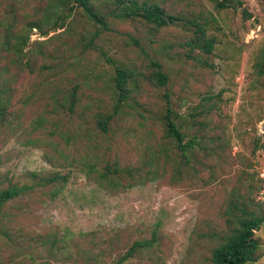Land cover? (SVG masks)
Here are the masks:
<instances>
[{
	"label": "rangeland",
	"instance_id": "374dc122",
	"mask_svg": "<svg viewBox=\"0 0 264 264\" xmlns=\"http://www.w3.org/2000/svg\"><path fill=\"white\" fill-rule=\"evenodd\" d=\"M149 1L207 21L213 51L191 49L183 23L109 15L112 0H94L108 29L73 0H0V192H17L0 201V264H212L233 197L263 217L264 264V0ZM67 14L46 37L33 27L25 55L6 48L28 23ZM150 59L166 85L149 78ZM117 66L130 73L122 101ZM167 104L202 137L189 159L164 136Z\"/></svg>",
	"mask_w": 264,
	"mask_h": 264
},
{
	"label": "trees",
	"instance_id": "16d2710c",
	"mask_svg": "<svg viewBox=\"0 0 264 264\" xmlns=\"http://www.w3.org/2000/svg\"><path fill=\"white\" fill-rule=\"evenodd\" d=\"M75 7H80L86 16L99 24L102 29H108V23L106 15L102 14L96 7L94 0H73ZM215 7L218 9L227 7H238L242 5V0H215ZM113 6L108 12L109 15H113L121 19H138L142 23L147 24L153 28H160L169 24L183 23L188 27V31L191 36L186 41L191 49H198L205 54H210L215 46V36L210 35L207 32V21L202 22L198 19L182 18L177 16L158 4L157 2H150L149 0H112ZM73 5H70L68 9L71 11ZM56 18L50 23L47 29L41 26V22L34 21L27 25L26 33L13 34L11 38L5 40L7 49H11L16 56L25 55V46L29 40V34L33 27L39 28V34L42 37L49 35L51 30H58L65 24V17ZM250 16V14H247ZM48 23L47 17L41 20ZM99 35L98 32L94 34V37ZM93 37V38H94ZM50 38V36H49ZM93 40V39H92ZM91 40V42H92ZM46 39L38 40L42 43ZM147 66L149 70V78L154 80L160 85H166L168 82V75L162 69V65L159 61L150 59ZM257 72L264 73V48L260 57L255 62ZM128 70L122 67L115 68L114 85L118 93L119 101H122L127 92L128 83ZM130 74V73H129ZM131 76V75H130ZM74 103V92L71 94V102ZM0 107L4 108V104L0 102ZM177 117L172 107L167 104L165 113L163 115L164 136L170 139L174 147L181 149L183 154L188 157V153L191 156L194 154L196 148L200 146L201 138L196 136H189L181 130V124L177 122ZM111 119V115L100 118L98 120L99 126L105 130L106 124ZM159 151H162L161 149ZM192 151V152H190ZM189 159V157H188ZM15 189H5L0 192V201H5L16 194ZM224 217L226 219V231L221 235L218 244L213 248L210 261L212 264H254L257 259V250L259 247V241L255 237V231L263 222V217H260L254 209L250 208L245 200H239L237 197L228 199L225 208L223 209ZM141 242H135L125 254L121 256L118 263L122 259L128 257L135 250ZM148 243V241H145Z\"/></svg>",
	"mask_w": 264,
	"mask_h": 264
}]
</instances>
